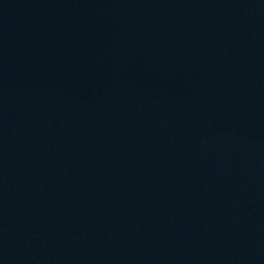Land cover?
I'll return each mask as SVG.
<instances>
[{
    "label": "water",
    "instance_id": "water-1",
    "mask_svg": "<svg viewBox=\"0 0 264 264\" xmlns=\"http://www.w3.org/2000/svg\"><path fill=\"white\" fill-rule=\"evenodd\" d=\"M0 264H264V0H0Z\"/></svg>",
    "mask_w": 264,
    "mask_h": 264
}]
</instances>
